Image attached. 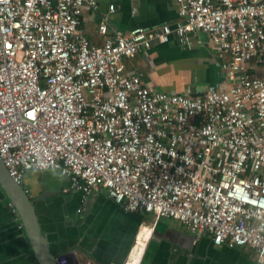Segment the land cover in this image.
I'll return each instance as SVG.
<instances>
[{"label": "built area", "instance_id": "1", "mask_svg": "<svg viewBox=\"0 0 264 264\" xmlns=\"http://www.w3.org/2000/svg\"><path fill=\"white\" fill-rule=\"evenodd\" d=\"M175 1L179 19L152 30L111 33L102 15L94 45L81 22L100 0H0V158L18 183L58 169L85 195L104 187L126 211L264 257V0ZM196 32L226 57L204 94L126 71L124 58Z\"/></svg>", "mask_w": 264, "mask_h": 264}, {"label": "crops", "instance_id": "2", "mask_svg": "<svg viewBox=\"0 0 264 264\" xmlns=\"http://www.w3.org/2000/svg\"><path fill=\"white\" fill-rule=\"evenodd\" d=\"M115 11L109 13V5ZM109 14L110 32L137 26L152 30L179 19L175 0H100L98 11L87 8L81 30L101 45L100 17ZM183 47L173 35L123 60L128 73H140L153 89L193 96L225 82V56L203 33H191ZM22 183L36 201L40 225L56 257L68 264H264L249 246L215 245L209 234L198 239L176 219L145 211H126L106 188L85 195L58 169L31 170ZM0 264H38L26 232L0 189Z\"/></svg>", "mask_w": 264, "mask_h": 264}, {"label": "water", "instance_id": "3", "mask_svg": "<svg viewBox=\"0 0 264 264\" xmlns=\"http://www.w3.org/2000/svg\"><path fill=\"white\" fill-rule=\"evenodd\" d=\"M0 189L14 207L38 264H57L56 256L42 231L36 211V201L43 196L31 197L26 186L22 182H16L9 175L1 158Z\"/></svg>", "mask_w": 264, "mask_h": 264}, {"label": "trees", "instance_id": "4", "mask_svg": "<svg viewBox=\"0 0 264 264\" xmlns=\"http://www.w3.org/2000/svg\"><path fill=\"white\" fill-rule=\"evenodd\" d=\"M125 59H128V58L126 57V58H124V60H125ZM252 74H253V75H256V72H255V71H252Z\"/></svg>", "mask_w": 264, "mask_h": 264}]
</instances>
